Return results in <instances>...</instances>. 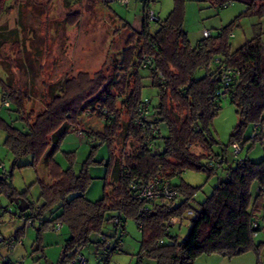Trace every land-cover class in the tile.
I'll return each instance as SVG.
<instances>
[{
    "label": "trees",
    "instance_id": "1",
    "mask_svg": "<svg viewBox=\"0 0 264 264\" xmlns=\"http://www.w3.org/2000/svg\"><path fill=\"white\" fill-rule=\"evenodd\" d=\"M7 1L0 0V19L4 11L13 10L15 5L22 13L28 0H13L14 6L7 5ZM139 1L145 14L139 31L133 30L130 23L115 12L123 30L130 33L110 77L106 63L93 73L81 70L67 76L59 85H49L47 93L38 95L43 99L44 107L40 111L33 108L28 111L30 95L26 89L18 84L13 87L9 79L0 75L2 106L13 114L10 122L0 113V129L6 135L5 147L14 156L15 163L19 158L29 156L31 161L26 166L36 168L44 159L51 177L50 183L38 180L41 187L39 202L43 204L40 211L43 222L38 230L56 221L68 228L62 263L74 256L76 247L93 246L98 243L100 234L112 235L114 229L107 233L104 228L113 215L119 216L124 225L125 220L134 219L141 230L137 264H143L144 258L154 264H195L203 255L232 259L249 251L255 252L260 259L264 242H257L256 238L264 232V156L259 161H252L246 157L236 158L226 148L222 153H215L212 151L214 136L209 125L220 109V100L227 97L240 117L239 129L252 125L251 139H264V43L261 34L256 33L233 49L229 39L234 25L231 22L215 35L204 36L192 45L184 29L186 0H174L169 15L163 20L159 18L155 30H152V22L145 18L146 5L152 0ZM211 1L222 8L232 0ZM246 3V13L264 17V5ZM80 17L78 12L70 13L67 21L74 26ZM20 28L7 32L0 28V63L4 60L1 51L8 38L17 48V60L21 59L19 35L24 25ZM24 39L23 48L26 50ZM143 53L150 56L152 63L148 68L140 69L137 59ZM217 58L220 59L218 63ZM8 60L11 65H16V61ZM222 64L239 70L237 81L224 97L218 94L222 88L219 77ZM149 74L152 83H146ZM146 87L157 91L156 103H151V116L158 126L156 135L150 136L159 148L155 153L143 144L141 130L132 120L137 104L147 97ZM5 101L9 102L8 106ZM124 111L129 116L126 123L120 118ZM91 114H96L104 122L103 130L86 128L82 117ZM16 120L24 122V129L14 125ZM161 124L165 125L167 134H163ZM77 130H84L89 141L95 139L90 142L94 143L93 149L101 143H107L110 148L106 179L110 176L111 181L105 183L104 196L96 201L85 195L92 179L88 168L93 162L91 157L79 173L72 166L63 169L54 157L64 138ZM121 134L126 141H139L136 152L114 155L116 139ZM237 136L238 133L231 139L232 145L235 142L241 145ZM68 157L72 161L75 156L71 152ZM214 157L220 158L219 161ZM189 169L202 170L209 177L218 176L212 193L201 202L195 201L201 188L183 180L175 184L178 202L164 198L151 202L138 199L130 187L132 181L153 177L173 182ZM11 174L12 171L9 177ZM9 177L0 174L1 193L4 191L7 196L15 198L20 193L6 182ZM25 193L21 195L25 196ZM173 217L190 220L184 237L173 233L170 224ZM20 231L22 229L16 232L18 236L22 234Z\"/></svg>",
    "mask_w": 264,
    "mask_h": 264
},
{
    "label": "rangeland",
    "instance_id": "2",
    "mask_svg": "<svg viewBox=\"0 0 264 264\" xmlns=\"http://www.w3.org/2000/svg\"><path fill=\"white\" fill-rule=\"evenodd\" d=\"M232 1L230 5L218 8L211 0H186L184 29L192 45H196L198 40L204 38L205 29L215 35L221 27L231 22H234L233 36L229 39L233 49L243 45L256 33L261 34L260 38L264 43V17L246 13L248 9L246 2H255L260 6L264 5V0ZM10 4L15 5L13 0L7 1V5ZM172 4L174 0H152L149 6L158 18L163 20L172 10ZM142 5L139 0H131L127 6L110 2V0H28L22 13L19 6L15 5L13 10L4 11L0 19V28L7 32L18 27L22 29V24L24 25V30L19 35L21 59L17 60V48L14 47L13 40L8 38L7 45L1 51L4 59L0 63L1 77L9 79L13 87L18 84L26 89L25 91L30 95L26 108L28 111L31 108L40 111L44 106L41 103L43 99L38 95L42 92L47 93L51 85H59L67 76L75 75L81 70L93 73L106 63V72L110 77L112 68L121 59L124 43L130 33L129 30H123L124 27L117 14L122 19L134 23L145 15ZM77 12L81 15L80 21L74 26L69 25L67 21L69 14ZM151 24L152 30H155L157 23ZM24 38L26 50L23 48ZM8 58L13 62L16 61L14 62L16 65H11ZM156 94L155 89L146 87L145 96L153 100L152 104L156 103ZM1 97L0 93V113L11 122L13 114L2 106ZM228 100L227 97L220 100V109L209 125L215 141L212 151L222 153L226 148L230 153L231 139L238 133L237 137L243 146L240 157H246L252 161L261 160L264 156V139L257 141L251 139L254 131L252 125H244L239 129L240 117L236 113V107ZM121 115L122 122H129V116L125 111ZM97 117L96 114L83 116L86 128L94 131L103 130L104 122ZM13 123L19 128L25 127L24 122L19 120ZM262 124L264 135V123ZM160 128L163 134H167L164 124H161ZM76 132L78 130L71 131L64 138L54 157L63 169L72 166L76 173L81 171L84 163L91 157L93 162L88 168L92 179L85 195L88 199L96 201L104 196L105 183L111 181L110 176L106 179L110 148L107 143H101L93 149L94 143H90L87 137L78 136ZM5 137V132L0 129V165L4 163L8 173L12 171L6 182H9L11 187L20 193L19 195L26 192L25 198L29 204L36 205L41 193L39 182L50 183L51 181L47 163L43 159L36 168L26 166L31 161L29 156L19 158L15 163L14 156L5 147ZM115 146L116 154L114 155L121 156L125 152V146L129 153L136 152L138 143L134 140L126 141L124 134H121L116 139ZM71 152L75 156L72 161L68 157V153ZM229 160L232 164L230 157ZM2 170L1 167L0 174L3 173ZM181 180L201 188L195 196V201L201 202L212 193L219 179L217 175L209 177L202 170L189 169L181 176L174 178L173 182L180 184ZM194 205L197 206L196 203ZM17 207L14 198L7 196L4 191L1 193L0 188L1 233L7 238L22 229L20 231L22 243L18 244L9 257L14 261H22L24 264H73L68 259L64 263L61 262L64 242L69 237L68 228L65 226L55 231L51 227H46L39 231L38 224L27 227L23 218L14 215L15 212H19ZM4 208H11L13 214L4 211ZM125 225V234L121 240L122 247L111 255L109 264H137L138 262L141 230L137 222L131 218L125 220ZM111 228L107 223L104 230L110 229L107 231L110 233ZM172 231L184 237L188 228L175 225ZM256 241L264 242V232L258 234ZM7 252L4 246H0L1 254H7ZM82 252L87 259V264H98L99 260L92 246L83 248ZM249 256H252V261L247 259ZM208 258L223 259L218 255H203L195 261V264H205L204 261ZM258 260L260 264H264V245L260 259L255 252L249 251L243 254V257L231 259L228 261L231 263L228 264H258ZM143 262V264H154V261L147 258H144Z\"/></svg>",
    "mask_w": 264,
    "mask_h": 264
},
{
    "label": "built area",
    "instance_id": "3",
    "mask_svg": "<svg viewBox=\"0 0 264 264\" xmlns=\"http://www.w3.org/2000/svg\"><path fill=\"white\" fill-rule=\"evenodd\" d=\"M131 0H110V2H116L120 5L127 6ZM145 2H148V0H144ZM233 1H228L224 4V6H227L232 4ZM150 4L146 5L145 13L146 17L149 22H155L158 23L159 18L155 11L149 6ZM203 34L205 37H208L211 35V31L204 30ZM233 36V33H231V37ZM217 63L220 61L219 58L216 59ZM152 63V59L150 56L146 55V53H143L140 58L137 59V65L138 68H148ZM220 74L221 80H222V88H220V91L218 92L219 95L222 97L226 96L227 93L230 91L233 84L237 81L239 70L235 68H230L224 64L220 66ZM163 78V77H162ZM148 83H152V75L149 74L147 76ZM153 100L150 97H144L139 104H137L135 114L133 117V123L135 126L138 127V129L141 130V134L143 137V144H147L149 148L153 149V153L158 152L159 148L156 147L155 141L151 140V135H156L158 126L156 122L154 121V118L152 115V104ZM5 105L8 106L9 102L5 101ZM257 126H255V129H257ZM150 133V135H149ZM77 135L80 137H85L84 130H79L77 132ZM134 140V139H132ZM92 142L95 141V139H91ZM136 141V140H134ZM138 147H139V141H137ZM129 146V143H128ZM232 155L236 158L240 159V153L242 152V146L235 142L232 145ZM129 153V150H125ZM213 159L218 160L220 158L214 157ZM3 168V176L8 178L9 173L7 172V169L5 167V164L2 163L0 165V168ZM130 187L134 191V196L138 199H144L146 201H155L157 199L164 198L167 201L176 200L178 198V191L176 189L175 183L166 179H163L161 177H153L150 180H141L137 182V180L132 181L130 183ZM29 203V202H28ZM43 204L38 202L36 205L29 204V208L25 211H19L15 212L14 215H18L19 217L23 218L25 221V225L28 226H35V225H41L43 222L40 217V211L42 209ZM4 211L9 212L11 214L12 210L11 208L7 209L4 208ZM29 213V214H28ZM185 224L187 226L190 224V220L188 218L184 217H173L170 220L171 226H175L178 224ZM109 224L114 229V232L112 235H106V234H100L99 235V241L98 243L94 244L93 250L95 251L94 254L99 256L98 264H109L111 255L113 254L112 251L115 250L117 247L122 245V239L125 234V228L126 226L122 223L121 218L117 215H113L111 219L109 220ZM256 225V224H255ZM49 227L52 228V230L58 231L61 230L64 227V224L61 221L52 222L49 224ZM22 243V237L18 236L17 234H14L10 237H4V235L0 231V246H4L7 249V254H1L0 253V264H24L22 261H14L9 256L11 252H13L18 244ZM85 247H76L74 249V256L71 257L70 261H72L73 264H87V259L84 256L82 249Z\"/></svg>",
    "mask_w": 264,
    "mask_h": 264
},
{
    "label": "crops",
    "instance_id": "4",
    "mask_svg": "<svg viewBox=\"0 0 264 264\" xmlns=\"http://www.w3.org/2000/svg\"><path fill=\"white\" fill-rule=\"evenodd\" d=\"M81 18V17H80ZM78 21H80V20H78ZM142 22H143V18H141V19H137V20H135V22L134 23H130V25H131V28L133 29V30H135V31H139V30H141V27H142ZM110 229H108V230H106L105 229V231H109ZM238 257H243V255H241V256H238ZM211 259H213V260H211ZM233 259V258H232ZM249 261L252 259V256H249L248 258H247ZM231 259H225V258H223L222 260H216V258H208V260H205L204 262H205V264H228V263H231V262H228V261H230ZM252 261V260H251Z\"/></svg>",
    "mask_w": 264,
    "mask_h": 264
},
{
    "label": "water",
    "instance_id": "5",
    "mask_svg": "<svg viewBox=\"0 0 264 264\" xmlns=\"http://www.w3.org/2000/svg\"><path fill=\"white\" fill-rule=\"evenodd\" d=\"M14 202L17 204V208L19 209V211H25L27 210L29 207V203L27 201V198H25V196L23 195H17L14 198Z\"/></svg>",
    "mask_w": 264,
    "mask_h": 264
}]
</instances>
